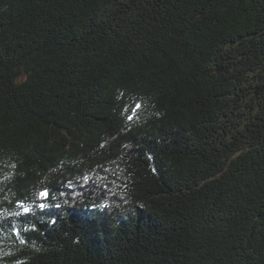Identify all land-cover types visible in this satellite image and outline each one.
<instances>
[{
  "label": "trees",
  "instance_id": "1",
  "mask_svg": "<svg viewBox=\"0 0 264 264\" xmlns=\"http://www.w3.org/2000/svg\"><path fill=\"white\" fill-rule=\"evenodd\" d=\"M0 264H264V0H0Z\"/></svg>",
  "mask_w": 264,
  "mask_h": 264
},
{
  "label": "snow or ice",
  "instance_id": "2",
  "mask_svg": "<svg viewBox=\"0 0 264 264\" xmlns=\"http://www.w3.org/2000/svg\"><path fill=\"white\" fill-rule=\"evenodd\" d=\"M42 196H46L47 193H41ZM41 207H43V205H41Z\"/></svg>",
  "mask_w": 264,
  "mask_h": 264
}]
</instances>
